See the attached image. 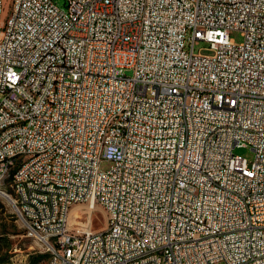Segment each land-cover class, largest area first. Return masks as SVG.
Instances as JSON below:
<instances>
[{"label": "built area", "instance_id": "obj_1", "mask_svg": "<svg viewBox=\"0 0 264 264\" xmlns=\"http://www.w3.org/2000/svg\"><path fill=\"white\" fill-rule=\"evenodd\" d=\"M0 183L34 264H264V0H12Z\"/></svg>", "mask_w": 264, "mask_h": 264}, {"label": "rangeland", "instance_id": "obj_2", "mask_svg": "<svg viewBox=\"0 0 264 264\" xmlns=\"http://www.w3.org/2000/svg\"><path fill=\"white\" fill-rule=\"evenodd\" d=\"M11 2L12 0H1V24L4 23L8 15ZM53 2L59 7L62 6V0H53ZM229 37L236 43L241 41V35L238 31H231ZM202 45L201 43L197 44L195 49ZM202 52L207 53L206 51ZM124 73L130 75V71H125ZM234 153L240 154L248 161L252 159V152L248 147L236 148ZM110 165V161L102 160L99 163V169L105 171ZM73 212L78 215L74 219V224L76 222L79 224L88 223L91 231L99 230L104 225L103 214L98 208L77 211L73 209L71 213ZM0 239H2L0 240V264H28L31 256L42 254V246L24 238L22 227L3 196H0ZM38 263H43V261Z\"/></svg>", "mask_w": 264, "mask_h": 264}, {"label": "bare ground", "instance_id": "obj_3", "mask_svg": "<svg viewBox=\"0 0 264 264\" xmlns=\"http://www.w3.org/2000/svg\"><path fill=\"white\" fill-rule=\"evenodd\" d=\"M11 193V203L16 208L17 212H27V202L26 200H22L23 198V190H21V186L17 183H0V196H4L7 193ZM49 196H58V188L57 186H49ZM61 201L53 200V209H48L41 216V223H49L52 219L57 217V211H60ZM70 211L67 221V226L70 227L74 224V212ZM18 221H21V213H14ZM71 218V220H70ZM79 224V223H75ZM75 239H83V231H75ZM33 243L46 248V241H41V236H32L29 238ZM46 264H53V260H46Z\"/></svg>", "mask_w": 264, "mask_h": 264}, {"label": "trees", "instance_id": "obj_4", "mask_svg": "<svg viewBox=\"0 0 264 264\" xmlns=\"http://www.w3.org/2000/svg\"><path fill=\"white\" fill-rule=\"evenodd\" d=\"M0 240H2V239H0ZM46 258H47L46 254H40V255L38 254L35 256H31L28 260V264L38 263V262L45 260Z\"/></svg>", "mask_w": 264, "mask_h": 264}]
</instances>
